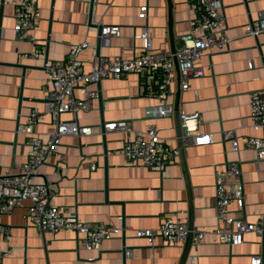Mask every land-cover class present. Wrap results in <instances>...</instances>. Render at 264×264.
I'll list each match as a JSON object with an SVG mask.
<instances>
[{"label":"crops","instance_id":"0c3cea01","mask_svg":"<svg viewBox=\"0 0 264 264\" xmlns=\"http://www.w3.org/2000/svg\"><path fill=\"white\" fill-rule=\"evenodd\" d=\"M37 3L40 19L35 35L44 44L46 57L64 58L70 45L86 40L89 46L80 58L87 70L93 61L91 51L96 49L98 25L120 27L119 36L100 43L99 55L131 57L144 48L140 37L143 25L148 26L153 50L173 49L193 18L187 0ZM142 4L147 5L145 19L137 16ZM222 12L230 38L228 47L203 54L198 64L206 67L205 74L190 78L185 90L179 89L175 73L173 93L167 99L171 110L154 121L159 135L179 147L178 110L183 107L187 114L201 115L196 131L210 133L212 142L182 148L177 161L160 171L126 164L118 149L148 122L146 108L157 103L146 94L153 87L137 73L101 78L98 86L90 84L98 89L99 97L87 111L79 112L78 118L91 127V133L64 135L58 150L65 154V163L58 165L57 158L49 156L39 166L35 180H51L52 201L65 213L86 222L122 225L123 229L104 239L100 248L86 249L80 243L81 234L72 230L40 233L26 222L25 209L17 208L2 216L9 240L0 241L6 251L1 264H250V256L255 254L264 264V239L255 232L244 234L238 245L216 242L209 234L194 247L190 239L171 246L160 241L150 244L135 237L133 231L155 228L173 212H179L189 226L216 225L214 172L229 159L240 163L243 197L230 203L228 215L251 221L264 214V158L257 159L242 139L260 134L250 126L248 103L252 91L258 90L264 97V32L244 35L243 25L264 15V0H222ZM13 13V0H0V167L9 173H16L26 158L25 134L16 131L17 124L24 122L32 106L44 109L46 74L42 58H20V53L31 51L33 45L17 37L12 28ZM75 94L80 96L78 90ZM68 117V113L61 114V118ZM117 120L126 121L133 131H106L104 145L102 123ZM53 129L48 114L34 126L43 140ZM224 129L238 135L237 152L230 151L229 142L223 139ZM86 156L96 160L95 168L82 166Z\"/></svg>","mask_w":264,"mask_h":264},{"label":"built area","instance_id":"2783aa9c","mask_svg":"<svg viewBox=\"0 0 264 264\" xmlns=\"http://www.w3.org/2000/svg\"><path fill=\"white\" fill-rule=\"evenodd\" d=\"M193 18L186 33L178 39L179 46L173 49L161 48L153 50L148 36V26L141 27L140 37L145 41L144 48L131 57L113 55L105 57L97 52L98 41L103 43L109 37H117L120 27L113 24L98 25L96 49L91 51L93 61L87 70L80 58L82 51L89 43L83 40L73 43L64 58L48 59L46 48L39 42L35 29L40 19L37 0H13L14 13L12 28L17 37L32 43L33 49L20 53V58H42L45 70L43 110L32 106L19 125L18 131L25 134L27 152L25 160L19 165L16 173H9L0 167V241L9 240V229L2 222V216L17 208L25 209L26 222L40 233L55 235L59 231L72 230L81 234L80 243L86 249L100 248L102 241L120 234L122 225H107L99 222H86L75 215L65 213L52 201L51 180H35L39 174V166L49 156L57 158V164L65 163V154L58 150L64 135L81 136L91 133V127L79 122L78 113L87 111L98 97V89L90 88L101 78L119 77L130 73L143 74L145 83L151 85L147 95L154 97L157 103L146 108L148 122L142 130L133 131L124 120L110 121L103 124L106 131H133V136L126 138L118 152L126 164H141L160 171L166 165L174 163L180 156L181 149L190 145H205L212 142L210 133L196 131L197 123L202 121L199 113L187 114L183 107L178 110L180 128V146L159 135L155 119L168 115L171 106L167 102L172 95V82L177 73L179 89L185 90L192 77L205 74L206 67L198 64L203 54L221 51L228 47L230 38L225 33L222 0H187ZM147 5L139 7L137 16L146 18ZM264 32V15L251 19L243 25V34L256 36ZM154 84V85H153ZM154 86L156 87L154 89ZM78 90L80 96L75 94ZM250 126L260 134H249L242 137L244 145L253 149L257 159L264 158V97L256 90L249 95ZM68 113V118H61ZM48 114L54 129L47 133L43 140L34 126ZM191 122L194 123L191 125ZM223 139L230 145V151L239 150V137L235 131L222 130ZM83 167L95 168L96 160L84 157ZM215 215L217 223L213 227L189 226L179 212H173L155 228H135L134 236L145 238L150 244L160 241L171 246L184 243L190 239L197 247L207 235L214 241L238 245L242 243L244 234L255 232L264 235V214L254 220L245 217H230L229 205L243 197L240 163L236 159L224 161L214 172ZM6 251L0 247V264ZM250 264H261L260 255H251Z\"/></svg>","mask_w":264,"mask_h":264},{"label":"water","instance_id":"95a60500","mask_svg":"<svg viewBox=\"0 0 264 264\" xmlns=\"http://www.w3.org/2000/svg\"><path fill=\"white\" fill-rule=\"evenodd\" d=\"M91 3H92V0H90V5H91ZM100 31V27H98V32ZM99 46V41H98V44H97V47ZM22 66V65H21ZM23 67V66H22ZM97 83V86L99 85V81H97L96 82ZM21 98H22V96H20ZM98 97H99V95H98ZM18 127H19V125L17 124V129H16V131L18 132ZM102 127H103V123H102ZM102 130H103V128H102ZM102 141H103V144L105 145V143H106V137H105V132H104V130L102 131ZM107 149H105V151H106ZM262 239H264V235L262 234ZM122 252H124V249H122Z\"/></svg>","mask_w":264,"mask_h":264}]
</instances>
